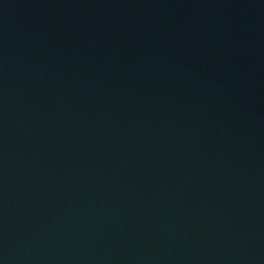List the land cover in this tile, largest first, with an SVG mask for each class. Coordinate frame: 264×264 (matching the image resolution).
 I'll return each instance as SVG.
<instances>
[{
    "label": "water",
    "instance_id": "1",
    "mask_svg": "<svg viewBox=\"0 0 264 264\" xmlns=\"http://www.w3.org/2000/svg\"><path fill=\"white\" fill-rule=\"evenodd\" d=\"M0 264H264V0H0Z\"/></svg>",
    "mask_w": 264,
    "mask_h": 264
}]
</instances>
